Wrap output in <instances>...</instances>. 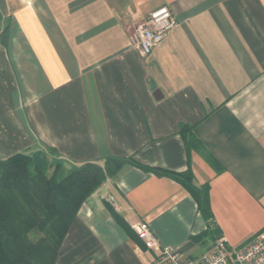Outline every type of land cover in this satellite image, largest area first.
<instances>
[{
    "label": "crops",
    "instance_id": "crops-1",
    "mask_svg": "<svg viewBox=\"0 0 264 264\" xmlns=\"http://www.w3.org/2000/svg\"><path fill=\"white\" fill-rule=\"evenodd\" d=\"M163 5L177 25L142 56L129 30ZM21 151L190 168L209 221L241 246L264 229V0H0V158ZM138 220L187 256L208 249L189 190L127 162L82 204L55 264H159Z\"/></svg>",
    "mask_w": 264,
    "mask_h": 264
},
{
    "label": "trees",
    "instance_id": "trees-1",
    "mask_svg": "<svg viewBox=\"0 0 264 264\" xmlns=\"http://www.w3.org/2000/svg\"><path fill=\"white\" fill-rule=\"evenodd\" d=\"M64 162L42 151L0 158V264H55L82 204L127 162L175 177L189 190L208 220L207 228L193 241L204 240L209 249L222 236L209 221V186H197L190 168L174 172L112 155L103 163L84 161L70 168ZM113 213L133 235L126 221Z\"/></svg>",
    "mask_w": 264,
    "mask_h": 264
},
{
    "label": "built area",
    "instance_id": "built-area-1",
    "mask_svg": "<svg viewBox=\"0 0 264 264\" xmlns=\"http://www.w3.org/2000/svg\"><path fill=\"white\" fill-rule=\"evenodd\" d=\"M176 25L171 8L163 5L152 11L142 23L130 28V45L142 56H147ZM132 227L145 246L157 253L159 264H264V229L238 247L230 246L221 236L205 252L190 257L180 246L162 245L149 223L138 220L132 223Z\"/></svg>",
    "mask_w": 264,
    "mask_h": 264
},
{
    "label": "rangeland",
    "instance_id": "rangeland-1",
    "mask_svg": "<svg viewBox=\"0 0 264 264\" xmlns=\"http://www.w3.org/2000/svg\"><path fill=\"white\" fill-rule=\"evenodd\" d=\"M64 164H66L65 162H64ZM66 166V165H65ZM70 167H71V165H70Z\"/></svg>",
    "mask_w": 264,
    "mask_h": 264
}]
</instances>
